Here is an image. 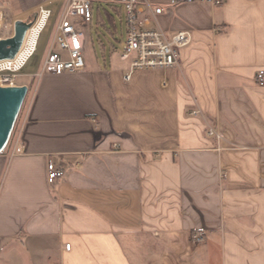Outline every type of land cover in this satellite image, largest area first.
I'll return each mask as SVG.
<instances>
[{"label": "crops", "instance_id": "0c3cea01", "mask_svg": "<svg viewBox=\"0 0 264 264\" xmlns=\"http://www.w3.org/2000/svg\"><path fill=\"white\" fill-rule=\"evenodd\" d=\"M46 1L0 0V38ZM163 7L159 26L193 37L175 68L131 82L120 59L23 71L24 153L0 154V264H264V0ZM50 161L65 171L53 184Z\"/></svg>", "mask_w": 264, "mask_h": 264}, {"label": "built area", "instance_id": "2783aa9c", "mask_svg": "<svg viewBox=\"0 0 264 264\" xmlns=\"http://www.w3.org/2000/svg\"><path fill=\"white\" fill-rule=\"evenodd\" d=\"M60 10L55 11L56 0H47L39 6L38 18L28 30L23 45L17 55L10 60L0 61V86L14 88L18 86L23 71L38 52L43 33L49 27L54 16L57 17L54 38L50 42L48 53L36 74L41 78L45 74L62 75L64 73H80L87 69L85 59L86 36L80 26L87 27L94 18L95 6L109 5L120 7L126 15V42L120 60L129 63L126 82H131L134 74L144 70L171 69L179 66L180 53L191 45L192 34L181 31L168 34L158 24V18L164 13L163 5L177 6L184 3H208L221 6L226 0H58ZM101 7V6H100ZM63 51L61 53L57 51ZM259 86H264V70L256 76ZM209 137L223 139V134L213 128ZM11 158L24 153L22 128L12 134L6 151ZM48 182L55 183L65 175L62 168L52 161L48 163ZM204 241L203 234L192 237L194 244ZM71 250V245H66Z\"/></svg>", "mask_w": 264, "mask_h": 264}, {"label": "rangeland", "instance_id": "374dc122", "mask_svg": "<svg viewBox=\"0 0 264 264\" xmlns=\"http://www.w3.org/2000/svg\"><path fill=\"white\" fill-rule=\"evenodd\" d=\"M100 6H95L93 22L87 27L80 26V29L85 33L87 40L85 48V59L87 64H94L104 69L114 59L119 60L120 55L123 52L124 44L126 42V15L120 7L109 5ZM54 8L57 12L56 14L58 15V11L60 10V2L57 3ZM116 8L120 10V14L115 12ZM99 9L100 13L98 12ZM56 19L57 17L54 16L49 27L43 33L41 44L39 47V53H41L43 49H46L50 45V42L53 40ZM56 49L57 51L64 53L58 48ZM39 53L30 62V67L35 64L38 65V72L41 69V63L43 62ZM30 67L28 68V70H30ZM29 95L30 94L28 93L19 118L17 120L15 130L20 124V120Z\"/></svg>", "mask_w": 264, "mask_h": 264}, {"label": "water", "instance_id": "95a60500", "mask_svg": "<svg viewBox=\"0 0 264 264\" xmlns=\"http://www.w3.org/2000/svg\"><path fill=\"white\" fill-rule=\"evenodd\" d=\"M34 22L18 21L14 25V36L9 39L0 38V61L13 59L20 51L28 30ZM29 93L26 86L3 88L0 86V154L11 140L17 120Z\"/></svg>", "mask_w": 264, "mask_h": 264}, {"label": "trees", "instance_id": "16d2710c", "mask_svg": "<svg viewBox=\"0 0 264 264\" xmlns=\"http://www.w3.org/2000/svg\"><path fill=\"white\" fill-rule=\"evenodd\" d=\"M98 12L100 13V9L98 10ZM115 12L118 13V14H120V10H119L118 8L115 9ZM93 19H94V18H93ZM92 22H93V20H92ZM5 151H6V150H5Z\"/></svg>", "mask_w": 264, "mask_h": 264}]
</instances>
